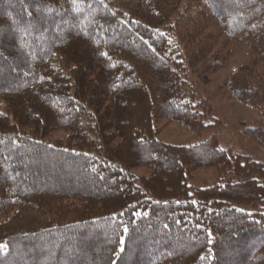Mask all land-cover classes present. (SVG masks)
Segmentation results:
<instances>
[{
	"label": "trees",
	"instance_id": "1",
	"mask_svg": "<svg viewBox=\"0 0 264 264\" xmlns=\"http://www.w3.org/2000/svg\"><path fill=\"white\" fill-rule=\"evenodd\" d=\"M211 20L249 48L225 86L264 146V0H0V264H264V163L157 127H213L185 73Z\"/></svg>",
	"mask_w": 264,
	"mask_h": 264
},
{
	"label": "rangeland",
	"instance_id": "2",
	"mask_svg": "<svg viewBox=\"0 0 264 264\" xmlns=\"http://www.w3.org/2000/svg\"><path fill=\"white\" fill-rule=\"evenodd\" d=\"M189 19L190 17H186L184 22H188ZM208 25L204 29V34H210L213 38L209 40L205 49H208L210 53L204 59L186 64L185 73L188 79V90L194 98L204 102L206 109L207 107L210 109L206 119L215 121V126L207 130L194 131L184 128L180 123L160 119L157 121L160 138L175 145H191V143L203 142L216 134L224 149L232 147L234 150L253 155L264 163V146L253 141L242 130L256 122L260 112L252 106L243 105L228 92L225 86V82L235 68L247 61L249 48L228 36L216 20H211ZM199 28V25H194L193 29L196 32ZM200 31L202 32L203 28H200ZM199 34L196 43L198 49L205 45ZM194 47L195 45H192L187 48L193 49L190 54H194L197 50ZM184 50L188 53V50ZM215 64L216 68L210 69L211 65ZM68 135L67 131L61 129L51 132L48 139L49 141H66ZM135 170L139 175L145 176L150 173V170L146 168ZM32 173L34 174V171L31 170L25 173L26 180L31 179ZM217 176L218 173L214 169H198L193 174L191 184L193 187L213 185L220 181ZM43 178L44 176L40 180L43 181Z\"/></svg>",
	"mask_w": 264,
	"mask_h": 264
},
{
	"label": "snow or ice",
	"instance_id": "3",
	"mask_svg": "<svg viewBox=\"0 0 264 264\" xmlns=\"http://www.w3.org/2000/svg\"><path fill=\"white\" fill-rule=\"evenodd\" d=\"M138 215H139V213H138ZM3 246L2 245H0V248H2Z\"/></svg>",
	"mask_w": 264,
	"mask_h": 264
}]
</instances>
